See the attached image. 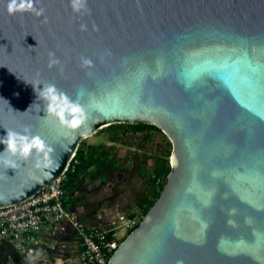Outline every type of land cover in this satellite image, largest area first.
<instances>
[{"label":"water","instance_id":"obj_1","mask_svg":"<svg viewBox=\"0 0 264 264\" xmlns=\"http://www.w3.org/2000/svg\"><path fill=\"white\" fill-rule=\"evenodd\" d=\"M6 3L0 137L27 125L51 152L40 167L0 164V205L62 176L103 126L150 123L172 143L171 170L107 264H264V0H87L82 15L36 0L42 17ZM49 52L60 64L48 67ZM37 82L82 106L77 128L47 115Z\"/></svg>","mask_w":264,"mask_h":264},{"label":"trees","instance_id":"obj_2","mask_svg":"<svg viewBox=\"0 0 264 264\" xmlns=\"http://www.w3.org/2000/svg\"><path fill=\"white\" fill-rule=\"evenodd\" d=\"M93 135H98L99 140L89 142L87 137L82 138L62 175L61 184L66 190L67 205L80 209L84 221H98L99 217L96 215L102 208L103 201L112 200L113 196L92 200V191L102 187L112 189L111 180L115 174H136L146 183V187L135 203L138 208L128 210L126 216H137L139 222L158 197L171 170V141L159 127L143 122L111 123L98 129ZM152 142L155 147L150 149L148 145ZM157 178L161 180L158 183ZM96 180H99L98 185ZM0 245L4 246L0 264H35L7 240H0Z\"/></svg>","mask_w":264,"mask_h":264},{"label":"built area","instance_id":"obj_3","mask_svg":"<svg viewBox=\"0 0 264 264\" xmlns=\"http://www.w3.org/2000/svg\"><path fill=\"white\" fill-rule=\"evenodd\" d=\"M61 180L62 176L23 200L0 205V240L35 264H107L121 241L116 226L85 222L78 209L67 205ZM137 222L135 216L123 224L129 232ZM72 240L79 246L75 257Z\"/></svg>","mask_w":264,"mask_h":264},{"label":"clouds","instance_id":"obj_4","mask_svg":"<svg viewBox=\"0 0 264 264\" xmlns=\"http://www.w3.org/2000/svg\"><path fill=\"white\" fill-rule=\"evenodd\" d=\"M68 4L74 14L90 13L87 0H68ZM6 11L10 16L16 13H32L36 17H42L45 10L36 6V0H7ZM44 21H47V17H44ZM80 30L87 31V25L81 24ZM93 30H97L95 25H93ZM48 55L50 58L49 68L60 64L54 52H49ZM81 65L91 67L92 61L82 57ZM39 85L41 84L37 82L34 90L37 92V96L45 102L47 115L55 118L63 127L77 128L85 119L82 106L53 83H44L42 88L37 87ZM0 144L5 146L4 151L0 153L7 154L6 156L0 155V164H3L6 168L14 169L18 166V160L27 161L30 157H34L36 167L50 163L48 157L51 148L39 135L32 134L30 127L27 125L24 126L23 132L6 129V135L0 137Z\"/></svg>","mask_w":264,"mask_h":264},{"label":"rangeland","instance_id":"obj_5","mask_svg":"<svg viewBox=\"0 0 264 264\" xmlns=\"http://www.w3.org/2000/svg\"><path fill=\"white\" fill-rule=\"evenodd\" d=\"M89 142H96L99 140L98 135H90L87 137ZM150 149L155 147L154 142L148 145ZM122 153V151H121ZM115 177L111 180L112 189L107 190L105 187L95 189L90 194V198L94 199H105L112 195L113 198L105 199L102 204V214L100 223L112 224L116 226L115 234L121 240L127 235L126 226L123 222L128 218L126 213L128 210H135L136 201L142 194L143 189L146 187V183L141 180L136 174H115ZM99 184V180H96V185ZM133 208V209H132ZM73 244V243H72ZM73 250L75 245H71ZM4 246L0 245V254Z\"/></svg>","mask_w":264,"mask_h":264},{"label":"crops","instance_id":"obj_6","mask_svg":"<svg viewBox=\"0 0 264 264\" xmlns=\"http://www.w3.org/2000/svg\"><path fill=\"white\" fill-rule=\"evenodd\" d=\"M135 208L137 209L138 207L137 206H135ZM79 211H80V213L81 214H83V212H81V210L80 209H78ZM101 214H102V208L100 209V210H98L97 211V217H99V220L97 221V220H94V221H92L91 219H89V220H86L85 222H87V223H96V224H101L100 223V221H101ZM109 225H112V224H109ZM71 243H69V244H71V245H75V247H74V249L72 250V252H71V255L72 256H76L77 254H78V252H79V246H78V244H77V242H76V240H72V241H70ZM73 243V244H72ZM71 248V247H70Z\"/></svg>","mask_w":264,"mask_h":264}]
</instances>
